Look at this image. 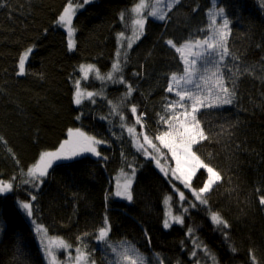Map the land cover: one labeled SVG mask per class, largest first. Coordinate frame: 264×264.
Returning a JSON list of instances; mask_svg holds the SVG:
<instances>
[{
    "label": "trees",
    "instance_id": "trees-1",
    "mask_svg": "<svg viewBox=\"0 0 264 264\" xmlns=\"http://www.w3.org/2000/svg\"><path fill=\"white\" fill-rule=\"evenodd\" d=\"M72 2L83 4V0ZM67 3L0 0V137L6 141H0V179L16 177L14 191L0 195V264H47L35 227L18 206L19 200H29L30 192L36 195L34 220L44 224L50 236L84 249L95 264L112 262L111 251L96 238L105 216L111 226L110 243L128 242L146 264H196L207 258L187 235L189 228L215 257L214 264H252L250 250L256 264H264V206L259 203L264 196V0H180L166 20L148 19L131 48L126 46L133 37L130 10L138 0H89L73 19L74 51L68 49V35L57 24ZM220 8L229 20L230 33V55L221 69L230 87L235 82L236 95L231 105L201 111V126L210 139L193 150L220 172L222 180L207 194V207L174 181L187 197L184 207L189 201L197 206L189 208L183 225L165 229L164 199L171 196L170 207L179 214L178 197L151 157L156 156L166 169L175 167L173 160L161 146H157L159 155L149 149L150 157L138 151L121 128L120 117L112 112V104L119 105L130 126L135 123L130 112L135 105L136 115L144 114L143 128L135 125L136 132H145L156 144L155 137L166 128L160 122V116L167 118L164 106L175 100L166 91L171 74L183 70L179 54L166 41L179 46L205 38L210 34V13ZM121 32L124 39L118 40ZM29 47L33 51L25 74L20 75L19 57ZM117 51L122 71L104 81L90 72L81 88L99 95L94 103L85 99L75 105L74 84L83 79L80 66L92 64L107 75ZM121 76L125 83L118 82ZM128 85L134 91L125 98ZM70 128L106 141L98 150L108 159L84 154L54 163L38 191L22 184L27 179L22 172L42 152L55 151ZM129 165L136 169L131 202L115 196L114 187L123 177L121 169L131 171ZM205 179L201 169L193 187L199 188ZM208 209L228 221L227 239L225 230L211 222Z\"/></svg>",
    "mask_w": 264,
    "mask_h": 264
},
{
    "label": "snow or ice",
    "instance_id": "snow-or-ice-1",
    "mask_svg": "<svg viewBox=\"0 0 264 264\" xmlns=\"http://www.w3.org/2000/svg\"><path fill=\"white\" fill-rule=\"evenodd\" d=\"M89 0H83V4H87ZM180 0H153L151 4L148 0H138V3L134 4L130 13L133 14L131 20L133 37L127 42V48H131L134 40H138L144 33L145 24L147 18L153 17L155 19L164 21L168 16V12L172 10L175 4H178ZM83 4H74L72 0H68V3L64 7L62 13L57 19V24L61 25L67 30L68 41L67 46L71 51L75 48V41L73 35L75 28L73 25V17L76 14L77 8L83 7ZM145 9H147V15H144ZM124 13L120 14V19H124ZM211 23L209 24V35H206L203 39L187 40L179 46L172 40L166 41L177 53L180 54L181 61L183 63L182 74L172 73L170 82L166 89L167 92L173 93L177 99L165 104V116H160V122L167 125V129L161 134L157 135L155 139L159 141L160 145L171 154L170 158L175 161V167L166 169L161 165L160 160L156 156L151 158L155 160L156 166L168 178L169 183L172 185L174 193L177 195V204L179 205V214H173L170 201L171 196H167L164 199V204L169 206L168 211L165 213L163 220V227L165 229L170 228L173 224H184V217L189 212V208H195L196 203L189 201L188 207H184V202L187 200L185 192L175 186L174 181H178L180 185L189 192L194 201L200 205L207 207L208 199L207 194H210L214 187L217 186L221 180V174L210 164L205 163L196 153L193 151L195 145L200 144L204 140L210 139L206 134L204 128L201 126L199 116L202 109L218 108L223 105H231L236 95L235 82L232 86L228 85L227 78L224 71L221 69V65L224 64L225 59L230 55L227 47V37L229 36V20L225 15L224 9L220 8L218 12L210 13ZM217 17L222 18L220 25H217ZM124 39V33L118 34V40ZM124 46V45H122ZM33 51L31 47L23 52L19 57L18 68L20 75L25 74V63L28 60L29 54ZM117 60L112 65V71L107 75H101L99 69L95 65H81L80 71L83 73L84 79H87L90 72H94L95 78L101 81L113 80L114 73L122 71L120 64V52L117 51ZM235 59V57H233ZM200 65L198 68L197 65ZM226 67V65H225ZM231 72V69H227ZM235 75V74H233ZM120 83H125L123 77L119 78ZM74 96L73 102L75 105H81L83 100L87 98L91 102H95L94 96L99 93L84 92L80 86V80H76L74 84ZM134 89L131 85L127 86V92L125 98L130 97ZM112 104L111 101H109ZM119 105L112 104V112L120 117L121 128L126 129L129 136L132 138L134 145L138 151H142L145 156H150L149 148L153 150L157 155L161 154V149L153 143L152 139L145 133H137L135 125H140L143 128V113L136 115L137 107L132 105L130 112L135 116V123L128 125L125 123V117L123 113L118 111ZM179 109V111H177ZM77 119L80 117L77 116ZM68 138L65 139L55 151H44L39 155L38 160L28 168L27 172H22L27 177L21 181L22 184L31 185L34 190H39L40 186L44 183L45 178L49 176V169L53 167L54 163L65 161H72L84 154H91L96 157H100L105 161L108 157L103 156L98 150V146L106 143V141L97 139L96 136H90L86 132L79 128L68 129ZM141 140L143 142H141ZM0 141H4L3 137H0ZM147 145V147H146ZM11 151V150H9ZM123 155V153L121 154ZM19 163V161H17ZM59 166V165H58ZM130 172H124L121 169V176L124 177L123 182L119 179L116 184L115 196L123 197L127 201L133 200L132 185L136 176V169L129 165ZM203 169L206 173V179L199 188H194L192 181L197 173ZM16 177H11L9 180L0 179V195L12 193L14 191V184ZM36 200V195L29 193V200L18 201V206L23 210L28 218L33 217V204L32 201ZM259 203L264 206V196L259 198ZM210 212V220L219 230H225L224 235L227 239V229L230 225L226 219L215 211ZM35 224V221H32ZM111 226L108 223L107 217L104 218V226L98 229L97 239L104 242L116 255V264H145V258L136 250L133 246L126 241L119 242V247L110 244L108 237ZM35 232L39 236V243L41 246L42 254L47 264H58L57 251L64 250L69 260H73L75 264H95L94 260H90V254L85 253L81 247L75 249L76 255L72 257L69 251L72 245L66 242L61 237H49L47 235V229L43 225H36ZM85 236L88 234L85 233ZM189 237H193V244L197 249H201L208 258L215 262V257L209 252L206 245H202L198 242V238H195V229L189 228L187 231ZM78 240H82V237H77ZM235 252V248H232ZM192 255L195 257L196 252L193 251ZM250 260L252 264H256V257L250 250ZM162 264V262H161Z\"/></svg>",
    "mask_w": 264,
    "mask_h": 264
},
{
    "label": "rangeland",
    "instance_id": "rangeland-1",
    "mask_svg": "<svg viewBox=\"0 0 264 264\" xmlns=\"http://www.w3.org/2000/svg\"><path fill=\"white\" fill-rule=\"evenodd\" d=\"M153 2V0H148V3L149 4H151ZM174 8V7H173ZM172 8V9H173ZM81 9V7L80 8H77V10H76V13L79 11ZM218 12V11H217ZM169 13V12H168ZM76 15V14H75ZM144 15H147V9H145V12H144ZM75 17V16H74ZM74 17H73V19H74ZM148 19H154V20H158V19H155V18H153V17H148L147 18V21H148ZM217 19H219L220 21H218L217 20V25H220L221 24V22H222V18L221 17H217ZM147 21H146V23H147ZM158 21H161V20H158ZM146 25V24H145ZM61 26V25H60ZM73 26V25H72ZM62 27V26H61ZM65 31H66V33H67V30L64 28V27H62ZM73 39H74V41H75V48L73 49V50H71V51H74L75 49H76V38H75V32H74V35H73ZM137 40H134V42H133V44H132V46L134 45V43L136 42ZM31 54V53H30ZM30 54H29V57H30ZM179 54V53H178ZM29 57H28V59H29ZM179 57H180V54H179ZM180 60H181V58H180ZM27 62H28V60L26 61V63H25V70H26V65H27ZM182 62V61H181ZM121 64V63H120ZM197 67L199 68L200 67V65L198 64L197 65ZM94 73V72H93ZM101 74V73H100ZM88 77H89V74H88ZM87 77V78H88ZM115 76H113V78H114ZM83 80H85L84 79V77H83V79H80V86L82 87V81ZM84 92H86L83 88H81ZM172 95H174V98H175V100L177 99V97H176V95H175V92H173V93H171ZM97 96V95H96ZM95 97V96H94ZM93 97V98H94ZM85 99H87V98H85ZM84 99V100H85ZM175 100H173V101H175ZM223 106H225V105H223ZM223 106H221V107H223ZM218 108H220V107H218ZM118 110H119V108H118ZM203 110H205V109H202L201 111H203ZM177 111H179V109H177ZM167 129V125H166V128H165V130ZM164 130V131H165ZM88 135H90V134H88ZM90 136H92V135H90ZM153 143H155V142H153ZM156 145L157 146H161L162 148H163V146L162 145H160V143H159V141H157V143H156ZM196 146V145H195ZM194 146V147H195ZM146 147H147V145H146ZM194 147H193V149H194ZM150 149V148H149ZM151 151H152V153H154V154H156L155 152H153V150L152 149H150ZM194 151V150H193ZM171 155V154H170ZM152 156V155H151ZM147 157H150V156H147ZM173 164H174V166H175V161L173 160ZM119 176H121V174L119 175ZM118 176V177H119ZM123 179H124V177H121V178H119V180L121 181V182H123ZM135 179H136V176H135ZM118 180V179H117ZM45 181V180H44ZM135 183V180H134V182H133V184ZM44 184V183H43ZM43 184L40 186V188L43 186ZM116 184H117V181H116V183H115V185H114V187H115V191H116ZM133 186V185H132ZM175 186L178 188V186H177V184H175ZM39 188V189H40ZM37 191V190H36ZM182 191V190H181ZM186 196V195H185ZM121 199H124L123 197H120ZM126 200V199H125ZM19 201H21V200H19ZM168 206H167V208H166V211H168ZM171 210H172V212H173V214H176L175 212H174V210H173V207L171 206ZM27 217V216H26ZM28 218V217H27ZM28 220L32 223V221L34 220V218L33 217H31V218H28ZM108 220V219H107ZM35 221V224H33L34 225V227L38 224V225H43V227L44 228H46L45 227V225L44 224H41V223H38L36 220H34ZM108 223H109V221H108ZM110 224V223H109ZM47 229V228H46ZM110 231H111V229H110ZM47 235L49 236V237H52V236H50L49 235V233H48V231H47ZM109 235H110V233H109ZM108 239H109V237H108ZM37 240H38V243H39V236L37 235ZM66 241V240H65ZM67 242V241H66ZM102 243H104V242H102ZM109 243H110V241H109ZM105 244V243H104ZM111 244V243H110ZM71 245H73V244H71ZM106 245V244H105ZM113 245H115V244H113ZM39 246H40V243H39ZM74 246V245H73ZM72 246V248L69 250L70 252H71V255H72V257H75V255H76V252H75V249L77 248V247H73ZM107 246V245H106ZM115 246H117V247H119V244H117V245H115ZM132 246V245H131ZM107 248L110 250V248L107 246ZM135 248V247H134ZM40 249H41V246H40ZM136 249V248H135ZM83 251H84V249H82ZM111 251V250H110ZM203 252V251H202ZM64 253H66L64 250H60V251H57V253H56V255H57V260H58V264H75V262L73 261V260H69V257H68V255H67V253H66V256H65V254ZM86 253V252H85ZM112 253V252H111ZM204 253V252H203ZM113 255L111 256L112 257V262L110 263V264H116V255L114 254V253H112ZM141 254V253H140ZM142 255V254H141ZM204 255H205V253H204ZM143 256V255H142ZM206 256V255H205ZM144 257V256H143ZM207 258H205V259H201V260H198L197 261V263L196 264H213L212 263V261L208 258V256H206ZM114 258V259H113ZM145 258V257H144ZM146 258H145V264H146Z\"/></svg>",
    "mask_w": 264,
    "mask_h": 264
},
{
    "label": "flooded vegetation",
    "instance_id": "flooded-vegetation-1",
    "mask_svg": "<svg viewBox=\"0 0 264 264\" xmlns=\"http://www.w3.org/2000/svg\"><path fill=\"white\" fill-rule=\"evenodd\" d=\"M60 251V250H59ZM65 254V256H66V253H64Z\"/></svg>",
    "mask_w": 264,
    "mask_h": 264
}]
</instances>
